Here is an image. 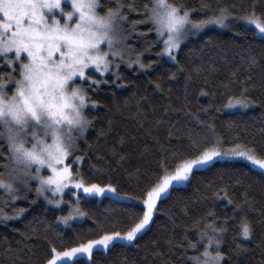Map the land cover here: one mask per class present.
I'll return each mask as SVG.
<instances>
[{
  "label": "snow or ice",
  "instance_id": "obj_1",
  "mask_svg": "<svg viewBox=\"0 0 264 264\" xmlns=\"http://www.w3.org/2000/svg\"><path fill=\"white\" fill-rule=\"evenodd\" d=\"M256 2L251 0L250 8L234 13L232 9L238 7L236 4H224L216 9L211 0H201V10L212 9V15L193 19L194 9L187 6L186 0H143L142 8L128 0H116L114 4L105 3V0H0V223L16 219L27 211L26 208L15 210L13 202L21 198L27 200L28 193L34 187L32 204L43 198L61 210V206L67 204L68 212L57 217L56 225L38 221L30 231L21 234L25 238H39L43 232V239L48 240L51 231L57 233L62 245L64 237L59 224L69 226L73 218L91 215L81 210L83 197L79 194L80 190L89 197L105 192L118 195L117 188L111 183L101 185L89 181L82 167L87 152L82 155H76V152L79 150L78 142L86 138L85 133L93 126L89 112L97 109L99 101L93 99L92 95L102 85L115 84L120 80L121 63L129 68L135 64L140 70L152 66V62H143L141 52L135 53V60L130 59L133 53L128 51L131 46L126 43L128 35L123 30L130 12L142 13V19L133 22V31L137 23L149 24L147 31L156 33L153 43H163L157 55L178 62L176 50L190 34L194 35L210 24L227 27L231 23L230 17L234 15L244 22L245 29L251 26L253 35L264 38V9L258 12ZM125 6L128 12L124 11ZM146 50L152 51L151 47ZM244 59L245 70L249 73L259 64L255 54ZM261 67L264 69V65ZM184 70L182 66L180 71ZM203 70L202 66L194 65L191 71L200 73ZM109 72L112 80L105 78ZM175 76L176 73H173L172 77ZM232 76L235 77L236 73L233 72ZM188 79H191V72ZM251 80L252 76L249 75L244 80L224 83L226 91L239 83L240 92L238 95H228L227 103L223 106L227 109H246L252 104L264 103L249 95V90L257 87L255 81L248 83ZM153 83L157 89L163 90L159 80ZM259 87L264 89V78ZM200 94L214 95L204 88ZM174 110L165 109L166 112ZM163 122L162 118L157 119L155 125L158 127ZM110 125L111 122L109 131ZM177 131L179 129L173 124L168 136L171 138ZM101 134L106 135L107 132ZM120 143H124L123 137ZM112 153L117 155L115 148ZM126 156V153L118 155L117 162L123 161ZM98 159L104 157L98 156ZM221 160L246 161L264 177V142L257 147L249 141H240L238 136L225 138L212 124H206L204 131L191 127L183 129L180 147L169 149L161 144L154 167L146 168L143 172L139 168L134 170L137 178L145 181L141 195H129L121 200L141 199L142 214L139 210L129 209L127 217L107 216L104 221L95 219L92 227L99 228L101 234L88 239L86 243L61 246L48 240L49 247L39 264H67L78 254H87L91 258L97 247L109 250L117 247L119 241L135 245L138 236L153 220L158 201L163 196L189 182L197 171ZM132 174L129 173L130 176ZM234 183L242 185L243 181L236 178ZM208 187L212 196L234 206L233 214H244L238 235L250 239L254 226L247 213L255 210L256 200L249 195L248 188H243L239 199H233L229 184H210ZM65 195L70 196L67 201ZM203 199H209L207 193ZM10 207L11 214L8 211ZM182 210L188 214V205H183ZM260 211L261 222H264V208ZM170 219L174 230L178 223L174 218ZM229 219L225 216L223 222L218 224L219 217L209 210L195 217L190 225L184 226L183 239L176 240L174 234L169 235L164 239V244L169 252L183 249L180 255L187 257L184 264H228L226 257H231L222 245L228 232ZM105 223L111 224V229L105 228ZM41 224L42 228L39 226ZM188 228L197 229V239L185 244ZM153 244L157 247L151 251L152 256L162 261L167 259L165 250L159 247V241L154 240ZM260 247L264 249V241H261ZM189 248L195 250L194 255H188ZM246 250L237 244L236 249L230 248L229 252L239 256ZM22 252L23 249H13L9 245L4 249L7 264L23 261ZM0 264H5V261H0ZM131 264L138 262L132 261ZM260 264H264V252Z\"/></svg>",
  "mask_w": 264,
  "mask_h": 264
},
{
  "label": "trees",
  "instance_id": "obj_2",
  "mask_svg": "<svg viewBox=\"0 0 264 264\" xmlns=\"http://www.w3.org/2000/svg\"><path fill=\"white\" fill-rule=\"evenodd\" d=\"M109 2L114 4L116 0H105V3ZM128 2L143 7V0ZM186 3L188 7L194 9L193 19H204L212 15V9L201 10V0H186ZM211 3L216 9L224 4H236L238 7L232 11L241 13L250 8L251 0H211ZM256 8L258 12L264 9V0H257ZM124 11L128 12L127 6ZM139 19H142V13L132 11L123 25L124 33L128 35L126 43L131 46L128 51L133 53L130 59L135 60V53L141 52L143 62L145 64L152 62V66L147 70H140L135 64L129 68L125 63H121L120 80L115 84L102 85L100 90L92 95L93 99L99 101L97 109L89 112L93 126L85 133L86 138L78 142L79 150L76 152V155L87 152L82 167L90 182L101 185L111 183L117 188L118 195L123 197L141 195L145 181L138 179L134 170L139 168L143 172L146 168L154 167L155 156L161 144L169 149L180 147L183 129L187 127L204 131L206 124H212L225 138L238 136L240 141H249L257 147L264 142V103L252 104L246 109L236 108L233 111H228L223 106L227 103L228 95L233 93L238 95L240 92L239 83L227 91L223 84L229 80H244L249 75L252 76V80L248 83L255 81L257 84V87L249 90V95L257 101L264 102V89L259 87L261 79L264 78V69L261 67L264 65V38L253 35L254 29L251 26L245 29L244 22L238 15H234L230 17L231 23L227 27L210 24L202 29L203 31L190 34L176 50L178 62H174L167 56L157 55L163 43L162 41L153 43L156 33L147 31L149 24L137 23L136 30L133 31V22ZM149 47L152 51L146 50ZM250 54H255L259 59V64L251 73L245 70L244 59ZM194 65H200L204 70L200 73L191 71ZM182 66L185 69L183 72L180 71ZM4 71L6 72V69ZM190 72L191 79H188ZM233 72L236 73L235 77L232 76ZM173 73H176L174 78ZM97 77L99 78V74ZM105 78L112 80V74L106 73ZM156 80L162 83L163 90L155 87L153 81ZM202 88L214 95H201ZM166 108L175 110L166 112ZM161 118L164 122L157 127L155 121ZM173 124L179 131L170 138L168 132ZM103 132L107 134L102 135ZM121 137L124 138L123 144L120 143ZM113 148L116 149L117 155H113ZM124 153L127 154L126 158L117 162L118 155ZM98 156L104 159H98ZM93 165L96 167H92ZM129 173L133 174L130 176ZM236 178H240L243 184H235ZM210 184H229L233 199H239L243 188H248L249 195L256 200L255 210L247 213L254 226L250 239L238 235L241 217L244 214L240 212L233 214V205L212 196L208 187ZM205 193L209 196L208 200L203 199ZM28 197L27 200L18 199L13 204L17 211L20 208L27 209L23 215L0 223V261H5V264L7 262L4 249L9 245L13 249H23L21 255L24 259L18 261V264H39L49 247L48 240L61 245L57 233L51 231L48 233V240L43 239V232L39 238L37 236L25 238L21 234L30 231L38 221L56 225L57 217L64 212L60 208L46 206L42 198L32 204L31 200L35 197L34 187L33 191L28 193ZM129 199L134 202L117 200L109 196L101 198L83 196L80 201L81 210L91 215L69 226L59 224L64 237L61 246H75L76 243H86L88 239L97 238L101 233L99 228L92 227L95 219L104 221L107 216L127 217L129 209L139 210L142 214V200ZM185 204L188 205V214L182 210ZM261 208H264V177L260 172L242 160L217 161L212 166L197 171L189 182L172 190L158 201V208L150 226L138 236L135 245L118 243L117 247L109 250H94L91 258L80 256L67 264H131L132 261H137L138 264H184L187 257L180 255L183 249L177 248L176 252H169L164 239L173 234L176 240L183 239L184 226L190 225L195 217L209 210H213L219 217L218 224L223 222L225 216L230 217L228 232L222 245L223 250L231 257V259L226 257L228 264H260L261 254L264 252L260 247L261 241H264ZM8 211L11 214L12 208L10 207ZM170 218H174L178 223L174 230ZM39 226L42 228V224ZM104 226L108 229L112 227L109 223H105ZM196 239L197 229L188 228L184 243ZM154 240L159 241V247L165 250L167 259L162 261L161 258L152 256L151 251L157 247L153 244ZM237 244L247 249L239 256L235 252H229L230 248L236 249ZM194 254L195 250L189 248L188 255Z\"/></svg>",
  "mask_w": 264,
  "mask_h": 264
},
{
  "label": "rangeland",
  "instance_id": "obj_3",
  "mask_svg": "<svg viewBox=\"0 0 264 264\" xmlns=\"http://www.w3.org/2000/svg\"><path fill=\"white\" fill-rule=\"evenodd\" d=\"M204 30V29H203ZM202 30V31H203ZM201 32V31H200ZM257 36H259V37H261L260 35H257ZM6 69V68H5ZM228 111H233L234 109H227ZM244 162H246V161H244ZM246 163H248V162H246ZM249 164V163H248ZM250 165V164H249ZM251 166V165H250ZM257 170V169H256ZM259 171V170H258ZM186 184V183H185ZM185 184H183V185H185ZM183 185H181V186H183ZM82 197L84 196L85 198H92V197H96V198H101V197H104V196H109V197H111V198H113V199H117V200H121V198L123 197V196H120V195H116V194H112V193H109V192H105L104 194H101L100 196H91V197H89V196H86L83 192H82V190H80V193H79ZM163 197H165V196H163ZM70 198V196L69 195H65V197H64V199L67 201L68 199ZM71 199H73L74 200V198H71ZM42 200H43V198H42ZM123 200H125V201H130V202H134L132 199H129V198H126V199H123ZM16 202V201H15ZM15 202H13V204L15 203ZM43 202H44V204L46 205V206H48V207H51V208H53V209H56L57 207L56 206H54V205H51V204H48L46 201H44L43 200ZM141 204H142V202H141ZM62 208H63V215H66L67 214V212H68V206H67V204H64V205H62L61 206ZM154 214H155V212H154ZM154 217V216H153ZM81 219L82 218H73V220H71L70 222H69V224H71V223H75V222H80L81 221ZM151 223V222H150ZM62 226H65V225H63V224H61ZM150 226V225H149ZM148 226V227H149ZM148 227L146 228V230L148 229ZM145 230V231H146ZM142 234V233H141ZM140 234V235H141ZM118 243H120V244H125V245H129L126 241H119ZM97 249H99V250H104L103 248H100V247H97L95 250H97ZM80 256H83V257H87L88 255L87 254H78L76 257H80ZM76 257H73L71 260H68L67 262H71L74 258H76Z\"/></svg>",
  "mask_w": 264,
  "mask_h": 264
}]
</instances>
